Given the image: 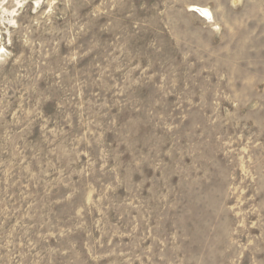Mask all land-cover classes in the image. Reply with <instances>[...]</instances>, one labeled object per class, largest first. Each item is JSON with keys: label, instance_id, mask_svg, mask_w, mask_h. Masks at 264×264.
<instances>
[{"label": "rangeland", "instance_id": "1", "mask_svg": "<svg viewBox=\"0 0 264 264\" xmlns=\"http://www.w3.org/2000/svg\"><path fill=\"white\" fill-rule=\"evenodd\" d=\"M0 264H264V0H0Z\"/></svg>", "mask_w": 264, "mask_h": 264}, {"label": "bare ground", "instance_id": "2", "mask_svg": "<svg viewBox=\"0 0 264 264\" xmlns=\"http://www.w3.org/2000/svg\"><path fill=\"white\" fill-rule=\"evenodd\" d=\"M197 9L199 11V14H202L203 16L209 17L207 15L210 14V10L207 7H198Z\"/></svg>", "mask_w": 264, "mask_h": 264}]
</instances>
